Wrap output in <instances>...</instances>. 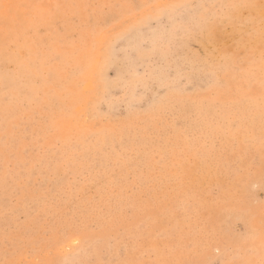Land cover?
I'll list each match as a JSON object with an SVG mask.
<instances>
[{
	"label": "rangeland",
	"instance_id": "374dc122",
	"mask_svg": "<svg viewBox=\"0 0 264 264\" xmlns=\"http://www.w3.org/2000/svg\"><path fill=\"white\" fill-rule=\"evenodd\" d=\"M0 264H264V0H0Z\"/></svg>",
	"mask_w": 264,
	"mask_h": 264
}]
</instances>
